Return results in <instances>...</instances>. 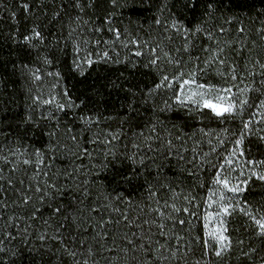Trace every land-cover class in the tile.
Segmentation results:
<instances>
[{"label": "snow or ice", "instance_id": "obj_1", "mask_svg": "<svg viewBox=\"0 0 264 264\" xmlns=\"http://www.w3.org/2000/svg\"><path fill=\"white\" fill-rule=\"evenodd\" d=\"M5 20L0 264H264V0Z\"/></svg>", "mask_w": 264, "mask_h": 264}, {"label": "trees", "instance_id": "obj_2", "mask_svg": "<svg viewBox=\"0 0 264 264\" xmlns=\"http://www.w3.org/2000/svg\"><path fill=\"white\" fill-rule=\"evenodd\" d=\"M5 2L11 4L13 2V0H5ZM6 16V14H4ZM9 24V21L5 20L3 23H0V30L4 29L5 27H7V25ZM0 71H3L2 69H0ZM21 86L20 82L18 80H16L14 78V80L12 82L9 83V88H17L19 89ZM257 199H259V196H257Z\"/></svg>", "mask_w": 264, "mask_h": 264}]
</instances>
